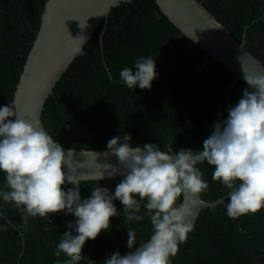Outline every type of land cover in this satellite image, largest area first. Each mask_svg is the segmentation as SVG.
<instances>
[{
	"label": "trees",
	"instance_id": "1",
	"mask_svg": "<svg viewBox=\"0 0 264 264\" xmlns=\"http://www.w3.org/2000/svg\"><path fill=\"white\" fill-rule=\"evenodd\" d=\"M246 49L264 65V0H198ZM46 0H0V106L8 105L27 54L36 37ZM83 45L44 102V129L67 148L107 149V141L129 134L133 146L155 143L162 150L173 145L202 150L218 114L227 117L245 82L217 60L208 62L205 50L182 36L161 12L155 0L121 1ZM154 57L158 77L150 90H129L119 72L132 68L139 57ZM209 189L201 197L217 200L228 193L213 181L214 168L198 165ZM122 177L81 181V196L100 184L109 189ZM5 177L0 173V188ZM7 190V189H5ZM182 200V197L180 198ZM179 202V201H178ZM227 197L216 206L201 208L172 264H264V208L230 219ZM121 214L110 218V228L88 240L82 255L103 264L106 256L128 251L127 229H135L137 243L149 238L147 217L127 222ZM0 264H56L65 257L53 252L72 221L71 215L28 217L12 204L0 201ZM142 212L144 209L142 208ZM243 229V233L238 229ZM83 264V262H81Z\"/></svg>",
	"mask_w": 264,
	"mask_h": 264
},
{
	"label": "clouds",
	"instance_id": "2",
	"mask_svg": "<svg viewBox=\"0 0 264 264\" xmlns=\"http://www.w3.org/2000/svg\"><path fill=\"white\" fill-rule=\"evenodd\" d=\"M43 19L52 20L47 15ZM84 42L71 51L82 55ZM157 77L151 55L139 57L132 68L119 72L129 90H150ZM243 80L247 87L242 96L227 109L226 118L218 114L202 150L173 152L172 144L162 150L155 143L133 146L129 134L108 140L105 153L117 160V165L110 164L108 177L122 178L114 189L97 184L84 198L80 183L63 170L68 150L38 123L23 118L14 101L0 106V173L5 177L0 201L12 204L25 221L53 213L74 217L65 224L67 230L53 252L55 257H65L56 264H97L82 255V248L109 230L110 218L121 214L115 204L119 201L127 222L147 217L152 231L147 240L137 243L136 230L128 228V251H114L103 264H172L179 245L193 231L198 216L195 198L209 189L198 165L212 166L213 181L228 189L225 209L230 219L264 208V74L244 73ZM95 179L101 181L105 175Z\"/></svg>",
	"mask_w": 264,
	"mask_h": 264
},
{
	"label": "water",
	"instance_id": "3",
	"mask_svg": "<svg viewBox=\"0 0 264 264\" xmlns=\"http://www.w3.org/2000/svg\"><path fill=\"white\" fill-rule=\"evenodd\" d=\"M121 1L130 0H46L39 29L13 94L12 102H15L23 118L44 128L41 119L44 102L77 55L71 51L72 47L90 39L102 22L105 27L111 8ZM155 1L182 36L208 52L210 59L203 66L217 60L234 74L235 79L240 80H243L244 73L264 74L263 63L246 49L244 40L237 41L200 1ZM45 15L52 18L51 22L43 19ZM68 32L73 39H77L72 40ZM62 147L68 150L63 170L79 183L96 180L95 177L101 173L105 178H115L108 177V173L110 164L117 165V160L105 153L107 149ZM225 196L214 201H205L201 196L195 198L198 201L195 205L198 215L201 208H212L223 202ZM188 198L193 199L190 196ZM0 218L6 219L1 211Z\"/></svg>",
	"mask_w": 264,
	"mask_h": 264
}]
</instances>
